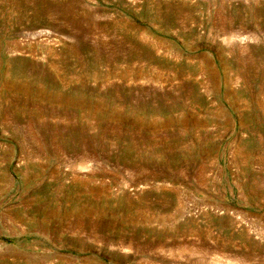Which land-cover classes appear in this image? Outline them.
I'll return each mask as SVG.
<instances>
[{
	"label": "rangeland",
	"instance_id": "obj_1",
	"mask_svg": "<svg viewBox=\"0 0 264 264\" xmlns=\"http://www.w3.org/2000/svg\"><path fill=\"white\" fill-rule=\"evenodd\" d=\"M0 264H264V0H0Z\"/></svg>",
	"mask_w": 264,
	"mask_h": 264
}]
</instances>
